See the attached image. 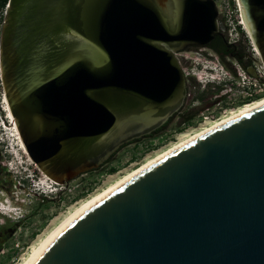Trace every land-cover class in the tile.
Wrapping results in <instances>:
<instances>
[{"label":"water","instance_id":"water-1","mask_svg":"<svg viewBox=\"0 0 264 264\" xmlns=\"http://www.w3.org/2000/svg\"><path fill=\"white\" fill-rule=\"evenodd\" d=\"M238 2L264 73V0ZM222 33L215 0H9L1 81L29 156L64 186L99 168L182 107L178 53ZM30 264H264V105L88 206Z\"/></svg>","mask_w":264,"mask_h":264},{"label":"rangeland","instance_id":"rangeland-1","mask_svg":"<svg viewBox=\"0 0 264 264\" xmlns=\"http://www.w3.org/2000/svg\"><path fill=\"white\" fill-rule=\"evenodd\" d=\"M2 21L3 13H0V31ZM190 55L189 51H183L180 54V59L184 64ZM4 95L0 71V140H4L8 145L6 149V155L8 156L7 179H9V175L15 179L16 184H13V188L22 198L20 202L24 208H15L16 205L20 206L19 201L12 202L8 199L5 205L0 202V227H6L10 231V237H7L0 245V264H22L36 244L88 200L177 143L206 129L215 121L227 117L231 112L238 109V107L236 109L230 108L224 111L220 118L212 121L207 120L197 128L186 130L176 137H171L163 144H159L154 150H147L143 154H138L141 149H136L133 144L126 146L105 167H110L114 163L118 164L119 161L126 162L136 153L139 158L134 159V162L121 165L116 173H111L104 167L100 172L80 175L71 181L65 190L62 189L61 191L58 184L48 180L38 165L30 159L31 157L21 147L14 125L6 111ZM21 163L27 167L26 173L28 176L25 177L26 180L31 177L37 180V198L19 190L18 180H20V174L18 166Z\"/></svg>","mask_w":264,"mask_h":264},{"label":"flooded vegetation","instance_id":"flooded-vegetation-1","mask_svg":"<svg viewBox=\"0 0 264 264\" xmlns=\"http://www.w3.org/2000/svg\"><path fill=\"white\" fill-rule=\"evenodd\" d=\"M183 51H189L191 55L186 59L185 64L180 59L187 77V95L182 107L164 125L148 135L123 145L99 168L84 174L100 172L126 146L133 144L136 149H141L138 154H143L147 150H154L159 144H163L171 137H176L186 130L197 128L207 120L212 121L220 118L221 114L230 108L236 109L245 103H251L261 98V86H255L249 94H246V89H238L237 79L230 77L227 73L228 70L235 71L237 64L243 66L247 71L255 68L256 75L254 76L259 79V84H261L262 78L260 68L256 63L257 58L243 41L230 43L225 34L222 33L207 45H190ZM179 53L178 57L180 58ZM1 142L0 202L5 205L8 199L12 202L19 201L20 206L16 205L15 208L24 209L20 202L22 198L13 188V184H16L15 179L11 175L7 179L8 156L6 149L8 145L4 140H0ZM138 154H133L126 162L119 161L118 164L114 163L105 169L111 173H116L121 165L128 162L132 163L134 159L139 158ZM18 169L20 174L19 190L37 198V180L32 177L26 180L25 177L28 176L27 167L23 163L18 166ZM60 190L62 191V189ZM9 232L6 227H0V245L7 237H10Z\"/></svg>","mask_w":264,"mask_h":264},{"label":"bare ground","instance_id":"bare-ground-1","mask_svg":"<svg viewBox=\"0 0 264 264\" xmlns=\"http://www.w3.org/2000/svg\"><path fill=\"white\" fill-rule=\"evenodd\" d=\"M5 96V95H4ZM5 103H6V111L8 112V116L11 118V121L14 125L15 131H16V135L19 139L20 145L23 148V150L25 151V153L28 154L26 147L24 145V142L21 138V135L19 133V130L17 128L15 119L11 113V110L9 108V105L7 103L6 97H5ZM264 105V96H262L261 98L255 100L254 102L251 103H245L244 105L238 107L237 110H234L233 112H231V114H229L227 117L217 120L215 121L211 126L207 127L206 129L188 137L187 139L181 141L180 143H177L176 145H174L172 148H170L169 150L165 151L164 153L158 155L156 158L148 161V163H146L145 165H143L142 167H140L139 169L135 170L134 172L130 173L129 175H127L124 178H121L119 181H117L116 183L112 184L108 189L104 190L103 192H101L100 194L94 196L92 199L88 200L86 203H84L81 207H79L78 209H76L74 212H72L70 215H68L59 225H57V227H55L47 236H45L38 244H36L32 251L30 252V254L25 258L24 262L22 264H30V262L34 259V257L38 254V252L41 250V248L64 226L66 225L71 219H73L76 215H78L81 211H83L84 209H86L88 206H90L91 204H93L94 202L98 201L100 198L104 197L105 195H107L108 193H110L111 191H113L114 189H116L117 187H119L121 184H123L124 182H126L128 179H130L131 177H133L134 175H136L137 173H139L140 171H142L143 169H145L146 167H148L149 165L153 164L154 162L158 161L159 159H161L162 157H164L165 155H167L168 153L176 150L177 148L185 145L186 143L192 141L193 139L203 135L204 133L222 125L223 123H226L244 113H247L249 111H252L260 106ZM29 156V154H28ZM31 159V158H30ZM45 175V174H44ZM45 177L52 181L55 182L54 180L50 179L47 175H45ZM56 183V182H55ZM58 184V183H57Z\"/></svg>","mask_w":264,"mask_h":264},{"label":"built area","instance_id":"built-area-1","mask_svg":"<svg viewBox=\"0 0 264 264\" xmlns=\"http://www.w3.org/2000/svg\"><path fill=\"white\" fill-rule=\"evenodd\" d=\"M215 2L219 13V21L223 27V33L227 37L228 42L237 43L239 41H243L259 60L260 58L258 52L252 45L244 25L238 0H215ZM181 53L182 52L179 53V56ZM227 73L230 77L237 79L236 82L238 89H246V94H249L255 86H261L262 96H264V73L261 70V84H259V79L256 76L249 73L239 64L236 65L235 71L228 70ZM58 186L59 189L66 188L64 185L58 184Z\"/></svg>","mask_w":264,"mask_h":264},{"label":"trees","instance_id":"trees-1","mask_svg":"<svg viewBox=\"0 0 264 264\" xmlns=\"http://www.w3.org/2000/svg\"><path fill=\"white\" fill-rule=\"evenodd\" d=\"M9 0H0V13L4 15V10ZM3 22V21H2Z\"/></svg>","mask_w":264,"mask_h":264}]
</instances>
